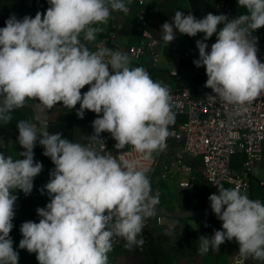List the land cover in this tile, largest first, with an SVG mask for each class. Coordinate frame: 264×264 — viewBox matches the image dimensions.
Instances as JSON below:
<instances>
[{"label": "clouds", "instance_id": "1", "mask_svg": "<svg viewBox=\"0 0 264 264\" xmlns=\"http://www.w3.org/2000/svg\"><path fill=\"white\" fill-rule=\"evenodd\" d=\"M47 2L46 12L38 11L34 18L10 15L0 28V125H8L29 100L38 101L42 110L58 103L72 110L79 104L78 118L83 119L85 110L97 117L86 144L50 133L46 122L38 128L29 120L17 121V143L23 151L16 158L0 151V264L19 261L10 236L15 192L31 194L43 170L34 160L37 142L55 166L41 189L50 202L37 208L39 222L21 224L19 248L35 253L39 264H109L115 241L122 239L129 250L142 247L146 221L157 215L159 194H153L144 162L167 149L176 120L173 98L170 88L146 68L132 66L126 52L88 46L113 12H130L125 0ZM237 2L244 11L234 19L212 13L197 19L177 10L160 33L166 46L176 30L189 37L203 33L204 39L196 41L199 59L193 63L205 68L204 87L215 93L209 98L246 111L264 94V63L252 35L264 28V0ZM214 34L208 51L204 41ZM85 86L88 90L82 93ZM104 132L116 141L119 158L105 151L100 139ZM126 147L140 158L127 157L122 152ZM217 189L208 199L222 230L200 236L199 254L219 252L225 241L234 239L240 257L264 264V202L240 188Z\"/></svg>", "mask_w": 264, "mask_h": 264}, {"label": "crops", "instance_id": "2", "mask_svg": "<svg viewBox=\"0 0 264 264\" xmlns=\"http://www.w3.org/2000/svg\"><path fill=\"white\" fill-rule=\"evenodd\" d=\"M237 12L243 13V9L238 6L237 0H228ZM218 0H163L161 3H151V22L149 28L152 34L161 41L158 58L154 61L150 53L145 51L136 61V66H143L151 74L154 80H158L167 85L170 89L176 85L185 84L192 76L191 65L194 56L199 53L196 47L197 40H203L204 34L199 33L195 37L179 34L176 30V38L168 46L161 39V26L164 22H172L175 11H183L185 15L191 12L195 17H204L208 13L216 14V4ZM130 12L125 15L122 12H113L107 25H102L104 31L97 35L96 41L89 44L91 50H96L100 44L106 41L110 33H114L113 50L127 53V47L135 44L140 39V30L135 21L136 10L133 6ZM49 4L47 0H0V28L5 26V21L10 15L17 18L24 16L35 17L39 11L46 12ZM215 34L212 38L204 41L214 43ZM176 73V74H175ZM80 105H76L72 110L60 105H56L51 110H42V106L36 100H29L23 109L16 110L13 120L6 126L0 125V151L5 155H12L16 158L19 151L23 149L17 143L19 135L16 128L17 121L26 119L37 125L39 128L42 122H46L47 130L50 133L60 132L64 138L73 142L84 141L92 135L91 111L85 110L83 119L78 118L77 111ZM37 116L40 119H37ZM185 117L176 115V121H181ZM179 145V140L169 137L167 139V149L160 154L157 167L151 174L150 182L153 194L158 193L160 203L157 206L161 215L162 225L154 226L153 241L159 244L161 232L166 231L177 243V247L172 248L167 253L168 259L164 264H230V253L237 246V242L225 241L220 246L219 252L209 251L205 255L198 252V240L200 236L210 237L214 234L212 225H217L222 230V221L212 212L210 200L211 194H218L217 187L207 184H200L196 187L182 188L177 185L175 179H160L158 177V167L161 165L166 155ZM44 149L37 142L34 148V160L43 164L42 172L34 179V187L29 195L17 190L15 195V217L13 219V229L10 236L13 240V247L19 254L18 264H39L35 253H29L26 249L19 248V241L22 239L20 226L23 222H39L36 210L38 207H45L50 202L44 185L50 179V172L54 169V164L49 157L43 155ZM240 153L232 156L231 164L237 167L240 163ZM264 174V160L257 161L254 165L250 182L251 199H260L264 202V186H261L259 179ZM224 187V186H223ZM227 188V187H225ZM29 203V204H28ZM164 245L162 241L160 245ZM252 260V261H251ZM246 264H253V259Z\"/></svg>", "mask_w": 264, "mask_h": 264}, {"label": "built area", "instance_id": "3", "mask_svg": "<svg viewBox=\"0 0 264 264\" xmlns=\"http://www.w3.org/2000/svg\"><path fill=\"white\" fill-rule=\"evenodd\" d=\"M163 0H125L128 5L135 8V21L140 30V39L137 43L127 47V54L135 67V61L145 52L150 53L155 61L158 58L161 41L155 37L150 28L151 3H161ZM218 15H227L229 19L237 18V12L228 0H218L216 4ZM201 19L202 17H196ZM257 38L258 58L264 63V28L256 30L253 34ZM114 33H110L101 46L113 49ZM208 51L211 44L208 43ZM199 59V53L194 60ZM192 76L200 78L195 86L181 84L172 87L174 111L176 115H183L185 118L176 121L170 126L171 137L179 140V145L169 151L165 159L158 167L160 179H175L177 185L182 188L196 187L200 184H207L212 187L224 186L227 188H240L241 191L250 195L251 173L257 161L264 160V94L258 97L245 110H237L236 106L229 105L209 96H215L210 88L204 87L207 75L204 67H196L192 62ZM89 86L81 89L84 93ZM57 105L63 106L62 103ZM79 105V104H77ZM97 117L92 113L91 123ZM94 129L92 127V135ZM100 139L105 142V151L111 152L119 158V150L114 148L116 141L110 133L104 132ZM87 139L84 141L86 144ZM99 147V145H96ZM122 152L129 158L137 154L126 147ZM240 153L241 160L237 167L231 164V157ZM160 154L150 162H144L149 169V177L155 171ZM261 186H264V174L259 179ZM161 215H157L146 221L143 229L145 243L138 249L146 248L153 234L154 226H161ZM211 229H218L212 225ZM123 242L117 239L115 243ZM125 242V241H124ZM239 245L231 250L230 264H246L251 258L245 260L238 255ZM128 255L123 260H129ZM131 260V259H130ZM129 260V261H130ZM252 261V260H251ZM253 264L261 262L253 260Z\"/></svg>", "mask_w": 264, "mask_h": 264}, {"label": "rangeland", "instance_id": "4", "mask_svg": "<svg viewBox=\"0 0 264 264\" xmlns=\"http://www.w3.org/2000/svg\"><path fill=\"white\" fill-rule=\"evenodd\" d=\"M194 77V76H192ZM197 77V76H195ZM199 78V77H198ZM200 79V78H199ZM197 79V81H199ZM232 161V157H231ZM29 204V203H28ZM37 215V211H36ZM38 216V215H37ZM40 217L38 216V220ZM153 237V236H151ZM159 238V244H153L150 245L147 248L138 249V248H132L129 250L124 246L125 242H118L114 243L113 250L108 254V261L109 264H121L122 258H126V256L130 255L132 258H129V260H123L122 264H128V262H131L133 260L139 261V264H164L167 262L168 256L167 253L170 249L177 247V243L172 239V237L166 232H161ZM162 241H165L164 245H160ZM155 247V248H154ZM158 247V248H157ZM134 249V250H133ZM154 249H157V251L160 253L157 257V259L153 262L152 261V252ZM157 252V253H158Z\"/></svg>", "mask_w": 264, "mask_h": 264}, {"label": "trees", "instance_id": "5", "mask_svg": "<svg viewBox=\"0 0 264 264\" xmlns=\"http://www.w3.org/2000/svg\"><path fill=\"white\" fill-rule=\"evenodd\" d=\"M197 79H199L198 77H189L188 79H187V81H186V83L185 84H189V85H191V86H195L197 83H199L200 82V79H199V81H197ZM153 244H155V242L153 241V237H151L150 238V241H149V243H148V245H147V247H149L150 245H153ZM146 247V248H147ZM155 248V247H154ZM158 248V247H157ZM134 250V249H133ZM158 251H157V249H154L153 250V252H152V261L154 262L156 259H157V257H158V255L160 254L159 252L157 253Z\"/></svg>", "mask_w": 264, "mask_h": 264}, {"label": "bare ground", "instance_id": "6", "mask_svg": "<svg viewBox=\"0 0 264 264\" xmlns=\"http://www.w3.org/2000/svg\"><path fill=\"white\" fill-rule=\"evenodd\" d=\"M128 264H139V261L133 260L131 262H128Z\"/></svg>", "mask_w": 264, "mask_h": 264}]
</instances>
